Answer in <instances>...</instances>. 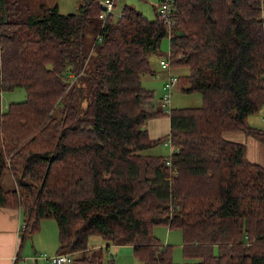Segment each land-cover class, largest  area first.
<instances>
[{
	"label": "trees",
	"instance_id": "16d2710c",
	"mask_svg": "<svg viewBox=\"0 0 264 264\" xmlns=\"http://www.w3.org/2000/svg\"><path fill=\"white\" fill-rule=\"evenodd\" d=\"M31 9L0 0V180L14 181L0 186V207L23 211L21 247L54 219L58 253L82 264H105L91 235L143 264H264V167L223 135L262 131L249 118L264 107V0H175L170 28L159 9L150 20L129 5L103 26L100 0ZM158 54L201 106L147 108ZM15 88L26 99L3 109ZM163 114L170 133L151 139L146 122ZM168 138L171 155L145 153ZM161 225L181 230L182 263L156 237Z\"/></svg>",
	"mask_w": 264,
	"mask_h": 264
},
{
	"label": "crops",
	"instance_id": "0c3cea01",
	"mask_svg": "<svg viewBox=\"0 0 264 264\" xmlns=\"http://www.w3.org/2000/svg\"><path fill=\"white\" fill-rule=\"evenodd\" d=\"M162 59L164 58L160 57V65ZM154 71V74H148L143 78L145 86L155 91V98L152 100V107L147 106V108L150 111H155L157 109H163L165 111V108H163L160 103L163 93L162 86L171 75L176 76L178 79V76L183 73V70L171 68L169 71L161 66L160 71L156 70L155 67ZM175 90H178L177 87L173 89L172 97L174 96L173 92ZM249 124L256 129L262 130L261 133L255 135L253 133L249 134L240 130H235L227 131L223 135L229 141L244 144L247 150L248 159L251 162L264 167V107L258 114L252 115L249 118ZM146 127L151 139H158L168 135L171 128L170 116L163 114L151 117L147 120ZM43 222L47 223L48 227L50 226V223L46 222L45 220ZM23 224L24 214L21 209L14 207H0V264H51L43 257L45 255L50 256L58 253L59 232L57 225L56 227L55 224L51 226V229L55 230L53 234H47L44 232L45 235H43V231L45 230L41 224L40 231L26 240V242H29L27 244L24 242L23 246L21 247L20 227ZM92 239L94 244L92 246L89 245L90 251H94L99 247L109 249L112 246H123L111 245L110 247H107V243L104 240L103 243L99 242V237H94ZM131 249L133 248L131 247ZM72 257L73 261L70 264L75 263L74 256L72 255Z\"/></svg>",
	"mask_w": 264,
	"mask_h": 264
},
{
	"label": "rangeland",
	"instance_id": "374dc122",
	"mask_svg": "<svg viewBox=\"0 0 264 264\" xmlns=\"http://www.w3.org/2000/svg\"><path fill=\"white\" fill-rule=\"evenodd\" d=\"M85 0H23L24 3H27L29 6H31V10L35 15H41L46 11L47 8H52L55 5H58L59 10L63 14L68 13H75L78 11L80 5ZM125 5H129L131 7H134L136 10L140 11L146 18L153 20L156 18L159 2L158 0H118V8L117 13H120L123 10V7ZM118 18V16L116 17ZM95 36L94 30H89V34L87 36L88 40L91 41ZM167 53L169 55L170 53V42L169 38H165L162 41L160 52ZM152 65L155 67L156 70L160 71L161 65H160V55H153L152 56ZM172 97V106L173 107H199L202 105V96L199 93H193V94H182L180 91L175 90L173 92ZM27 97V93L23 88H15L13 90H8L2 93V107L3 109H7L8 106L11 103L14 102H20L25 100ZM173 150L171 148H168L166 146L160 145L157 148L151 149L146 151L147 154H163V155H171ZM13 177L9 172H5L3 177L0 180V186L3 188H11L13 186ZM44 221V220H43ZM42 221V222H43ZM46 222L50 223V226L48 227L47 223L42 224L45 231H43V235L45 233H54L55 230L51 229V226L55 224L56 227V221L54 219H45ZM45 232V233H44ZM156 237L163 243H167V245H173L174 246V261L177 263H182L185 261V258L183 257V238H182V232L179 229H171L167 226L161 225L157 226L154 231ZM178 236V237H177ZM180 236V237H179ZM94 237H99V242L103 243V239L98 235H91L89 239V245L92 246ZM29 241L26 242V244ZM100 248V247H99ZM104 255H105V264H107L108 261L111 259H114L115 264H143L138 259L135 258V256L132 254L133 249H131L130 246H112L109 249L103 248ZM132 250V252H131ZM45 253V252H41ZM73 255V254H72ZM74 256V255H73ZM74 264H82L79 261H76Z\"/></svg>",
	"mask_w": 264,
	"mask_h": 264
},
{
	"label": "built area",
	"instance_id": "2783aa9c",
	"mask_svg": "<svg viewBox=\"0 0 264 264\" xmlns=\"http://www.w3.org/2000/svg\"><path fill=\"white\" fill-rule=\"evenodd\" d=\"M159 2V14L163 20L170 28L172 24L175 23L174 18V3L175 0H158ZM100 4L102 6V11L99 15L100 19L103 22V26L106 21L111 17H123V10L120 13H117L118 8V0H100ZM100 40V37H99ZM161 65L163 68L167 70H171V65L169 59L162 60ZM177 77L174 75L169 76V79L162 86V96L160 99V103L167 114L171 113L172 110V91L177 87ZM164 145L168 148H171L173 152L176 150L175 146L172 144L171 139L168 138ZM172 152V153H173ZM25 229V224L20 227V231L22 232ZM51 264H70L73 261V257L71 253H57L55 255H45L43 257Z\"/></svg>",
	"mask_w": 264,
	"mask_h": 264
}]
</instances>
